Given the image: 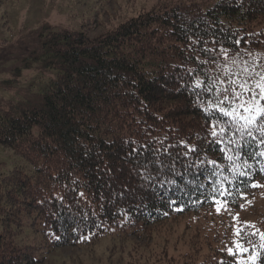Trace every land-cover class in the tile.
Returning a JSON list of instances; mask_svg holds the SVG:
<instances>
[{"label":"trees","instance_id":"16d2710c","mask_svg":"<svg viewBox=\"0 0 264 264\" xmlns=\"http://www.w3.org/2000/svg\"><path fill=\"white\" fill-rule=\"evenodd\" d=\"M25 33L13 57L39 85L0 113V145L34 169L0 174V264H43L111 232L167 239L181 223L183 252L154 243L127 264H264L259 230L232 217L264 183V0L159 3L97 35Z\"/></svg>","mask_w":264,"mask_h":264},{"label":"rangeland","instance_id":"374dc122","mask_svg":"<svg viewBox=\"0 0 264 264\" xmlns=\"http://www.w3.org/2000/svg\"><path fill=\"white\" fill-rule=\"evenodd\" d=\"M204 2L208 0H0V113L16 107L30 91L38 89L37 70L34 65L26 67L22 59L13 56L18 51V40L25 32L36 31L43 24L50 23L60 29L81 31L89 28L92 35L104 33L127 19L136 16L140 11L149 10L165 2ZM264 88V86H263ZM15 167L27 172L33 166L21 155L14 153L10 147L0 145V174L7 173ZM262 171V170H261ZM263 172V171H262ZM263 175V174H262ZM264 176L262 177V179ZM264 214V183L244 196L239 208L232 212L236 224L253 225L259 230L264 240V229L261 220ZM192 221V217H188ZM204 227H212L213 222L224 221L223 217L214 219L200 217ZM195 222V221H194ZM167 226V223H164ZM183 223L174 234L165 238L166 232L154 236H130L121 239L109 233L97 244L88 247L64 248L55 253H41L43 264H127L130 261H142L141 256H152L150 246L158 244L161 249L167 242L178 252L184 250L178 246L182 243ZM19 242L39 244L40 236L23 231L18 233ZM138 249L132 248L133 243ZM173 251V249H172Z\"/></svg>","mask_w":264,"mask_h":264},{"label":"snow or ice","instance_id":"6c2138e0","mask_svg":"<svg viewBox=\"0 0 264 264\" xmlns=\"http://www.w3.org/2000/svg\"><path fill=\"white\" fill-rule=\"evenodd\" d=\"M235 43L238 44L239 41H235ZM253 95H256V93H253ZM261 117L264 118V112L261 113ZM249 135H251V131H249ZM262 136H264V133H262ZM262 143H264V141H262ZM239 147L240 146H238V149H239ZM253 155H264V153L254 152ZM261 170L264 171V169H261ZM242 178H244V179H250V177L247 175V173H242L241 176L237 177V181L238 182H243V179ZM252 186L253 187H256L257 185L252 184ZM81 195H83V194L81 193Z\"/></svg>","mask_w":264,"mask_h":264}]
</instances>
